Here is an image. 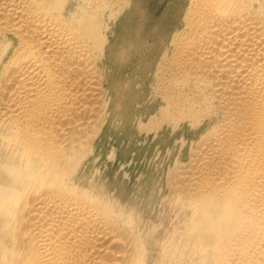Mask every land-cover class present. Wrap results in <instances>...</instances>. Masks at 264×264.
<instances>
[{"label": "bare ground", "instance_id": "bare-ground-1", "mask_svg": "<svg viewBox=\"0 0 264 264\" xmlns=\"http://www.w3.org/2000/svg\"><path fill=\"white\" fill-rule=\"evenodd\" d=\"M83 1L0 0V264H264L262 2L187 0L156 66L160 125L188 127L161 232L79 176L107 88Z\"/></svg>", "mask_w": 264, "mask_h": 264}, {"label": "rangeland", "instance_id": "rangeland-1", "mask_svg": "<svg viewBox=\"0 0 264 264\" xmlns=\"http://www.w3.org/2000/svg\"><path fill=\"white\" fill-rule=\"evenodd\" d=\"M70 1L86 5L83 0ZM98 2L92 0L90 6L99 7L98 20L106 39L102 66L106 109L79 176L96 190L108 191V198L136 208L132 207L133 216L162 232L175 219L165 197L166 181L180 158L181 134L187 135L188 127L176 131L160 125L161 107L152 90L157 83L156 66L187 0ZM260 2L256 7L264 9V0Z\"/></svg>", "mask_w": 264, "mask_h": 264}]
</instances>
